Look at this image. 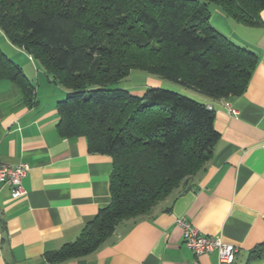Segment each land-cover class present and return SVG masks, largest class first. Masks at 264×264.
<instances>
[{
  "label": "trees",
  "instance_id": "trees-1",
  "mask_svg": "<svg viewBox=\"0 0 264 264\" xmlns=\"http://www.w3.org/2000/svg\"><path fill=\"white\" fill-rule=\"evenodd\" d=\"M210 7L264 27V0H0V31L66 90L55 104L58 135L83 137L88 153L111 158L109 204L46 262L95 252L121 222L149 214L204 169L220 139L213 110L176 91L113 85L138 70L211 100L242 95L258 57L211 26ZM0 81L33 103L34 86L1 49ZM263 256L264 242L245 264Z\"/></svg>",
  "mask_w": 264,
  "mask_h": 264
},
{
  "label": "crops",
  "instance_id": "crops-1",
  "mask_svg": "<svg viewBox=\"0 0 264 264\" xmlns=\"http://www.w3.org/2000/svg\"><path fill=\"white\" fill-rule=\"evenodd\" d=\"M259 15L264 23V10ZM209 21L258 57L244 93L211 100L150 80L212 108L220 139L204 169L149 214L121 222L95 252L59 264H223L216 252L195 255L184 245L176 223L181 217L201 234L234 245L230 264H245L249 251L264 242V27L237 24L216 7ZM27 60L20 58L19 65L34 86L30 106L16 84L0 81L1 161L28 167L22 197L12 198L11 188L0 183V264H51L44 255L75 241L110 202L111 158L88 153L83 137L58 135L55 104L66 90L29 55ZM250 264H264V256Z\"/></svg>",
  "mask_w": 264,
  "mask_h": 264
},
{
  "label": "built area",
  "instance_id": "built-area-1",
  "mask_svg": "<svg viewBox=\"0 0 264 264\" xmlns=\"http://www.w3.org/2000/svg\"><path fill=\"white\" fill-rule=\"evenodd\" d=\"M207 108L212 110L210 106H207ZM228 110L233 115L237 113L229 106ZM27 172L28 167L25 164H6L1 161L0 157V183L8 185L11 188L12 198L17 199L25 194L22 181L27 175ZM176 223L182 230L184 245L195 255L216 252L220 263L230 264L234 261L238 251L234 245L224 242L219 236H205L201 234L183 217L178 218Z\"/></svg>",
  "mask_w": 264,
  "mask_h": 264
},
{
  "label": "rangeland",
  "instance_id": "rangeland-1",
  "mask_svg": "<svg viewBox=\"0 0 264 264\" xmlns=\"http://www.w3.org/2000/svg\"><path fill=\"white\" fill-rule=\"evenodd\" d=\"M210 8H212V7H210ZM0 34H1L0 35V49L3 51V53L9 59H11V60L13 59L12 61L15 64H17L20 68H22V66L19 65V59L23 58L26 61H28L27 60L28 59V55L22 49H19V48L15 47V46L11 45L10 42L7 40V38L5 37V35L2 32ZM7 44H10L11 49L13 51L8 48ZM151 78L153 79V78H156V77L152 76V75H149V74H147L145 72H141V71H138V70H133V71L130 72V74L128 76H126L125 78L121 79L118 83L113 85V87L114 88L125 89L127 91H130L131 89H134L133 92L145 91L147 88L153 87L150 84ZM156 79H158V78H156ZM163 82L165 84L167 83V84L176 86L175 83H173L171 81H166V80L164 81L163 80ZM160 88L172 90L170 88H164V87H160ZM172 91H174V90H172ZM189 92H191V91H189Z\"/></svg>",
  "mask_w": 264,
  "mask_h": 264
}]
</instances>
